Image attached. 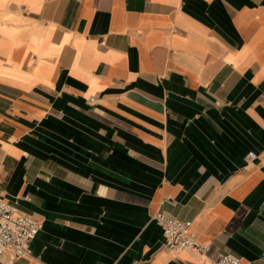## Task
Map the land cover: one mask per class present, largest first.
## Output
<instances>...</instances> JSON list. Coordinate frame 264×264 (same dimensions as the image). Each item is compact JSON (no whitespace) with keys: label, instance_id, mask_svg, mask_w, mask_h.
<instances>
[{"label":"crops","instance_id":"crops-1","mask_svg":"<svg viewBox=\"0 0 264 264\" xmlns=\"http://www.w3.org/2000/svg\"><path fill=\"white\" fill-rule=\"evenodd\" d=\"M0 196V264H264V0H0Z\"/></svg>","mask_w":264,"mask_h":264},{"label":"built area","instance_id":"built-area-1","mask_svg":"<svg viewBox=\"0 0 264 264\" xmlns=\"http://www.w3.org/2000/svg\"><path fill=\"white\" fill-rule=\"evenodd\" d=\"M91 103L96 102L90 98ZM258 159L256 152H249L244 161L250 164ZM161 226L164 237V248L173 252L195 250L202 255L210 252V246L200 241L193 231V222L172 218L165 213L155 216ZM44 222L22 212L16 204L10 203L0 196V255L10 256L17 261L29 256L31 241L43 230ZM209 264H245L234 255L225 254L213 259Z\"/></svg>","mask_w":264,"mask_h":264}]
</instances>
